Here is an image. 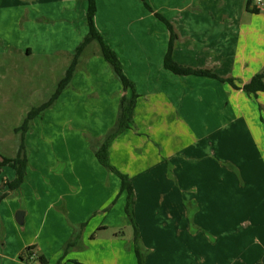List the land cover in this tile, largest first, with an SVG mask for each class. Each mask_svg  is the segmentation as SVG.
I'll list each match as a JSON object with an SVG mask.
<instances>
[{"label":"crops","instance_id":"0c3cea01","mask_svg":"<svg viewBox=\"0 0 264 264\" xmlns=\"http://www.w3.org/2000/svg\"><path fill=\"white\" fill-rule=\"evenodd\" d=\"M145 1L153 12L141 0H96L95 16L139 95L134 127L110 143L108 154L134 185L145 264L154 255H162L159 264H225L226 255L238 264V255L251 251L252 230L264 264V165L254 168L264 156V93L242 90L264 70V6L254 13L247 0ZM253 8L259 9L256 0ZM87 10V0H0V56L13 50L51 61L64 52L71 62L88 34ZM154 13L178 35L172 52L178 64L212 70L239 88L167 70L170 32ZM95 46L54 105L32 120L25 182L10 191L15 170L0 169V264H43L41 255L47 264H139L127 195L89 146V137L103 138L115 125L121 97L133 91L123 88ZM236 157L247 159L233 169ZM258 168L260 179L248 183L245 174L258 175ZM206 232L213 242L202 240ZM76 234L81 251L64 258ZM163 237L170 239L166 245Z\"/></svg>","mask_w":264,"mask_h":264},{"label":"trees","instance_id":"16d2710c","mask_svg":"<svg viewBox=\"0 0 264 264\" xmlns=\"http://www.w3.org/2000/svg\"><path fill=\"white\" fill-rule=\"evenodd\" d=\"M88 1V10H87V25H88V34L85 36L83 41L78 45L71 60L70 65L65 71L64 76L59 80L57 83L56 89L51 97L41 105L37 107H33L25 116L22 124L15 129L16 133L21 134V141L18 148V153L15 158H6L2 157L3 159L0 162V169L2 166L9 165L15 170V178L14 180L7 183L10 191L17 190L21 187V185L26 180V173H27V166H28V150L25 144V134L29 130L32 120L36 117H40L43 113L49 109L51 106L54 105L58 97L62 94V92L68 88L71 84L72 78L77 71L79 65L81 64L82 57L86 54L87 50L91 48L94 44L98 45L99 53L104 58V60L109 64L112 69V72L116 76V78L120 81L124 89H132L133 94L130 98L122 96L120 99L118 116L116 119L115 125L106 133L103 138H94L89 137V143L93 152L98 159L99 163L105 167L110 172L115 173L120 181H121V192H125L127 195V203H126V214L129 217L130 221L134 226V243L136 246V255L138 257L139 264H145L144 258L141 256V237L135 222V213L134 207L136 204V195H135V188L132 183V180L125 174L121 173L120 171L116 170L114 167L111 166L109 162V145L110 143L116 139L121 134L125 133L126 131L133 128L134 125V110L136 108L137 98L139 95L136 93L134 83L124 74L122 63L120 62L116 53L105 43L103 37L99 33L95 25V16L97 12V4L96 0H87ZM145 7L153 12L150 5L145 1L141 0ZM252 0H247V9L254 13H259L260 9L253 8L250 9ZM156 18L160 20L169 30L170 32V39L169 45L164 57V67L171 71L172 73L178 76H187V75H196L208 78H214L219 80L220 82H227L232 87L238 89L239 86L235 83L234 79L231 78H222L218 74H216L212 70L207 69H194L191 67H186L178 64L172 56L174 43L178 38L172 23L167 20L162 14L154 13ZM242 90L247 93L248 95L256 96L259 93H264V70L260 73L254 75L249 82L242 86ZM3 196H0V201L2 200ZM77 234L72 236V238L65 244L64 246V254L67 253L76 247L79 244ZM33 247L26 248V252H29ZM23 258V254L21 255ZM39 259L42 261L43 264H47L48 261L46 258L41 255ZM62 260V259H61ZM61 260L57 264H61ZM74 264H80L77 261H74Z\"/></svg>","mask_w":264,"mask_h":264},{"label":"rangeland","instance_id":"374dc122","mask_svg":"<svg viewBox=\"0 0 264 264\" xmlns=\"http://www.w3.org/2000/svg\"><path fill=\"white\" fill-rule=\"evenodd\" d=\"M95 49H98V45L95 46ZM16 54L17 53H14L13 50H11L7 54L0 56V157L6 158H15L18 153L21 134H17L15 129L22 124L26 114L31 110V106L37 107L38 105H41L40 102L43 99H49L51 97L54 92L52 94L50 93L51 95L47 92H51L52 89L50 86L52 85V82L54 80H60V78L64 76L67 66H69L71 63L70 61H67L66 54H64V52L55 54L53 57H51L53 59L51 61L48 58L44 59L42 57H18ZM85 61L86 57L83 56L81 63H84ZM89 136L90 135L87 137ZM89 146L93 151L91 145ZM239 159H247V157H236L233 159V162L229 164V166L233 169H237L235 164L236 162H239ZM255 161L256 163L254 168L257 167V164L258 167L264 165V156L261 158V162L257 161V159H255ZM241 162L243 163L244 161L242 160ZM258 169V175L255 174V171L250 174H245L247 177L246 181L248 183L260 179V168ZM241 175L242 173L236 171L235 176L237 178L239 177L241 179V181H239L242 183L243 175ZM227 207L228 205L225 204L217 206L218 213L225 214ZM233 208L237 210L236 205H234ZM173 224L176 223L174 222ZM198 229L199 228L197 225H194L193 222L190 223L191 234L196 233ZM203 233L204 232H202V234ZM249 233L250 238L248 246L251 247V251L248 253L247 257L241 258V255H238V264H260V256L258 255V253H260L258 252L260 247L251 243L254 240L251 236L255 235L256 233L253 232V230L249 231ZM205 234L206 238L202 237V240L209 242H213L215 240L214 235L210 234L209 232H206ZM160 239L164 241L163 245H166V241L170 240L168 237H163ZM75 248L70 250L67 254L73 251H81V246L79 244H77ZM141 254V256L144 258V262L147 263V251L143 249ZM161 256L162 255H154L151 258L150 263L159 264V262H161L159 259ZM170 256L176 261V255ZM224 261L225 264H234L229 260L227 255L224 257Z\"/></svg>","mask_w":264,"mask_h":264},{"label":"water","instance_id":"95a60500","mask_svg":"<svg viewBox=\"0 0 264 264\" xmlns=\"http://www.w3.org/2000/svg\"><path fill=\"white\" fill-rule=\"evenodd\" d=\"M22 215H23V212L20 211V212L18 213V218H17V221H18V223H20V224H22V222H23L22 219L20 218Z\"/></svg>","mask_w":264,"mask_h":264},{"label":"built area","instance_id":"2783aa9c","mask_svg":"<svg viewBox=\"0 0 264 264\" xmlns=\"http://www.w3.org/2000/svg\"><path fill=\"white\" fill-rule=\"evenodd\" d=\"M257 1V4L259 6V9H262V7L264 6L262 0H256Z\"/></svg>","mask_w":264,"mask_h":264}]
</instances>
